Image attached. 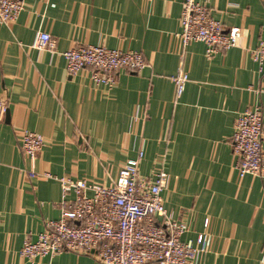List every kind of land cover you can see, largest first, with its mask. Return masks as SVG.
Here are the masks:
<instances>
[{"label": "crops", "instance_id": "1", "mask_svg": "<svg viewBox=\"0 0 264 264\" xmlns=\"http://www.w3.org/2000/svg\"><path fill=\"white\" fill-rule=\"evenodd\" d=\"M198 2L226 29H242L236 47L211 57L201 42L184 47L185 0H26L15 22H0V98L9 112L0 122V264H100L20 251L61 217L58 179L110 185L140 152L142 176L162 165L169 173L165 206L186 223L183 239L195 242L209 221L208 253L196 264H264V172L240 178L231 144L239 113L259 105L264 117V73L250 54L264 39V0ZM41 32L55 49L36 47ZM77 44L142 52L148 66L118 71L113 88L96 85L89 70H67L63 53ZM179 67L190 80L177 99ZM25 129L46 140L34 159L21 147Z\"/></svg>", "mask_w": 264, "mask_h": 264}, {"label": "built area", "instance_id": "2", "mask_svg": "<svg viewBox=\"0 0 264 264\" xmlns=\"http://www.w3.org/2000/svg\"><path fill=\"white\" fill-rule=\"evenodd\" d=\"M26 0H0V22H15L25 9ZM179 37L186 47L193 42L206 46L208 57L236 47L242 37L240 27L226 29L212 16L211 10L198 0H185ZM56 43L48 32H41L36 47L53 50ZM252 59L264 73V39L250 50ZM63 56L71 75L89 70L96 85L113 88L122 69L141 72L148 66L142 52H124L103 45L77 44ZM190 80L179 67L172 76L175 96L179 99ZM253 89V87H251ZM257 92H259L257 90ZM8 112V103L0 98V122ZM21 147L28 159H34L46 144L43 135L22 130ZM240 178L259 177L264 172V117L259 105L239 113L231 139ZM144 153L127 161L110 185L70 177L58 179L62 185L61 217L46 222L36 241L26 239L20 255L27 259L54 257L73 252L93 257L100 264H196L208 253L209 234L200 233L196 241H185L188 227L176 220L165 206L169 173L162 165L151 177L140 173ZM31 178L39 175L31 170ZM51 177L49 173L44 174ZM92 192V195H89ZM75 195L69 199V194Z\"/></svg>", "mask_w": 264, "mask_h": 264}, {"label": "water", "instance_id": "3", "mask_svg": "<svg viewBox=\"0 0 264 264\" xmlns=\"http://www.w3.org/2000/svg\"><path fill=\"white\" fill-rule=\"evenodd\" d=\"M7 116H9V112H7Z\"/></svg>", "mask_w": 264, "mask_h": 264}]
</instances>
